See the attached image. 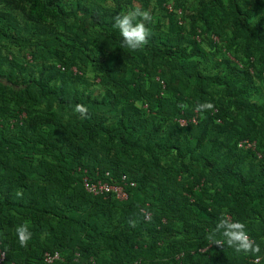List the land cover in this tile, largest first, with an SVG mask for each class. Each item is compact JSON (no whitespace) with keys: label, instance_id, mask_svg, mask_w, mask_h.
Instances as JSON below:
<instances>
[{"label":"trees","instance_id":"16d2710c","mask_svg":"<svg viewBox=\"0 0 264 264\" xmlns=\"http://www.w3.org/2000/svg\"><path fill=\"white\" fill-rule=\"evenodd\" d=\"M228 2L216 23L208 19L207 7L219 6L220 0L202 4L190 15V30L196 34L197 22L203 21L216 38L225 21L246 52L244 64L238 67L223 59L218 74H206L195 59L203 48L181 35L182 22L175 13L168 16V35L150 28L147 45L131 51L120 47L122 37L113 19L94 7L67 9L65 0H0L7 9L0 12L1 43L40 46L42 58L57 61L43 64L36 74L14 62L8 67L0 43L4 264H264V100H251L235 82L248 81L254 55L264 63V16L251 21L252 10H242L250 5L264 11V0ZM14 11L32 22V31L24 30L30 36L15 34ZM70 18L78 22L76 31L67 23ZM61 21L83 46L66 44L72 54L65 58L50 52L55 42L65 44L54 30ZM88 25L98 29L101 45L116 52L112 64L103 60L97 66L104 87L99 97L77 85L79 71L71 66L79 52L90 48V39L76 38L77 32L88 34ZM160 65L164 79L149 89L145 75ZM225 68L230 72L222 76ZM260 73L264 75V65ZM213 85L221 87L218 93L210 89ZM162 86L167 95L161 94ZM145 99L159 115H147L134 103ZM204 101H211L214 109L199 111L197 124L189 120L180 128L179 117L191 115L196 103ZM181 102L189 107H177ZM77 103L87 106V118L73 113L64 120L54 110L56 105L73 109ZM16 112L26 118L9 119ZM110 114L115 120L108 123ZM243 139H256L261 156L239 147ZM85 175L116 184H123L125 175L127 198L88 193L82 185ZM224 213L246 224L259 254L207 242ZM129 220H136L134 227ZM24 222L33 233L27 247L20 246L15 234ZM47 251L59 252L60 259L46 263Z\"/></svg>","mask_w":264,"mask_h":264},{"label":"rangeland","instance_id":"374dc122","mask_svg":"<svg viewBox=\"0 0 264 264\" xmlns=\"http://www.w3.org/2000/svg\"><path fill=\"white\" fill-rule=\"evenodd\" d=\"M67 9L75 8L79 10L83 6L94 7L99 10L100 14L104 15L107 19L112 20L115 15H117L120 11L127 12L130 10L134 4L138 3L143 9L150 10L153 16V21L150 24H147L149 28H152L154 31L166 36L169 34L168 32V16L172 13L176 14L177 19L181 20L182 31L181 35L186 38L194 39L197 41L199 46L203 48L204 53L200 56H196L195 59L198 63V68L206 74H218L221 70L220 63L223 59H228L232 63V65H236L241 67L244 64V60L246 57V52L242 48V44L239 38L234 39L232 37V33L230 29L227 27V23L223 21L224 31L221 32V35L215 38L213 37L214 33L211 31L212 26L209 24L208 28H205L203 21L197 22V28H199L196 34L191 32V23H190V15L195 14V12L202 7V4L208 2V0H183L178 2V0H65ZM228 0H220L219 6L217 5H209L207 7V17L212 23H216L220 20L221 13L220 10L222 7L227 9ZM243 11L247 8L252 10L250 14V20L256 21L260 16H264V11L259 10L257 8H253L250 5H243ZM7 10L3 4H0V12ZM18 18V29L14 30L15 34H23L25 37L30 36L25 29H30L32 31L33 24L30 20L26 18V16L20 11L13 12ZM67 23L76 31V24L78 23L76 19L70 18L67 20ZM4 24L2 18H0V26ZM88 34L85 36L76 33L77 37L82 40L90 39V48L84 49L83 52H79V56L73 61L71 66L74 68H78L79 77L77 80V85L80 88H84L92 92V94L96 97L101 96L104 92V87L100 83V77L98 74L97 66L98 64L106 60L110 64H112L116 58V52L112 50L107 45H101L95 36L96 30L95 27L88 25ZM54 30L56 34L65 42V44H61L60 42H55L54 45H51L50 52L55 55L65 58L66 56H70L72 54L71 48L69 45H74L75 47L83 48L82 44L77 40H73L74 36L72 32H67L64 29V22H59L54 26ZM25 32V34H24ZM66 34L65 36H63ZM52 38V35H50ZM2 40H0L1 43ZM184 45L187 43L185 41L182 42ZM1 44L4 46L2 52L6 56V63L8 67L12 62L19 66L26 67L31 69L34 74H36L43 64H51L55 63V57L42 58L40 56V46H23L18 45L16 43L9 42L4 40ZM253 64L249 69L250 77L248 81L241 80L239 78L235 79V82L238 86L247 90L250 95L251 100L256 102H262L264 100V75L260 73L261 66L264 63L258 61V56H253ZM262 63V64H261ZM162 65L153 73L145 75V82L149 89H152L154 82L160 78L164 79L162 76ZM77 70V69H76ZM18 72V69H15ZM230 70L223 69L222 76H225ZM28 73H26V76ZM131 75V71L129 76ZM59 81H56L57 84ZM140 79L137 81V84L140 83ZM136 84V82H135ZM133 84V85H135ZM161 94L167 95V90L164 89V86L161 87ZM220 86L213 85L210 86V89L214 90L215 93H218ZM153 92H155L153 88ZM169 93V92H168ZM155 95V94H154ZM156 96V95H155ZM186 100H189L186 98ZM134 103L143 109L145 113L148 115H159L155 109H151L150 101L148 99L145 100H134ZM152 103V102H151ZM54 110L61 115V117L66 120L73 115V110L69 108H62L60 105H56ZM193 113L188 115L184 112L185 116L179 117L180 120L184 122V125H180V128H183L189 120L197 124L198 121L201 120L202 115L198 110L193 108ZM26 118V114L24 112H16L15 115L12 114L9 119L11 120H24ZM114 116L112 114L109 115L108 123L114 121ZM167 124V123H166ZM165 124V125H166ZM164 125V126H165ZM182 136V135H181ZM183 137V136H182ZM247 147H241L242 149H250L257 150V140H247ZM256 156L260 157L261 152L256 151ZM197 191L199 190L196 187ZM193 200V198H192ZM148 205V202H146ZM229 215V214H228Z\"/></svg>","mask_w":264,"mask_h":264},{"label":"clouds","instance_id":"9594fccd","mask_svg":"<svg viewBox=\"0 0 264 264\" xmlns=\"http://www.w3.org/2000/svg\"><path fill=\"white\" fill-rule=\"evenodd\" d=\"M113 21V27L119 30L122 37L121 48L136 51L147 45L151 35L147 24L153 21L150 10H145L136 3L127 12L120 11L113 17ZM177 107L187 109L189 105L181 102ZM195 109L201 112L211 111L214 109V104L211 101L197 102ZM72 110L78 118H87L88 108L83 103L75 104ZM141 215L147 218L145 211H142ZM129 224L134 227L136 220H129ZM246 229L244 222L224 213L218 217L215 227L208 232L206 240L209 244L233 248L236 253L257 255L261 251L260 246L250 238ZM15 234L21 247H27L33 236L28 222L16 226Z\"/></svg>","mask_w":264,"mask_h":264},{"label":"built area","instance_id":"2783aa9c","mask_svg":"<svg viewBox=\"0 0 264 264\" xmlns=\"http://www.w3.org/2000/svg\"><path fill=\"white\" fill-rule=\"evenodd\" d=\"M74 72L76 71L75 68H73ZM180 122L181 125H184V122L182 120H178ZM247 141L243 140L240 141L238 146L239 147H247ZM121 181L122 183H111L107 180H103L101 178L98 179H91L89 176L85 175L82 178V185L84 187V189L92 194V195H106V194H113L116 198L118 199H126L127 198V192L124 188L125 185H127V181H126V176L123 175L121 177ZM131 186L134 185V182H130L129 183ZM44 261L46 263H51L54 260L60 259V254L59 252L55 251V252H45L44 253ZM5 251L0 247V264H4L5 261ZM259 258L254 259V261H258Z\"/></svg>","mask_w":264,"mask_h":264}]
</instances>
